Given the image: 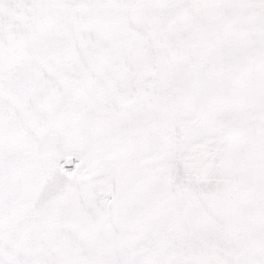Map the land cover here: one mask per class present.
Instances as JSON below:
<instances>
[{
    "label": "snow or ice",
    "instance_id": "obj_1",
    "mask_svg": "<svg viewBox=\"0 0 264 264\" xmlns=\"http://www.w3.org/2000/svg\"><path fill=\"white\" fill-rule=\"evenodd\" d=\"M0 264H264V0H0Z\"/></svg>",
    "mask_w": 264,
    "mask_h": 264
}]
</instances>
